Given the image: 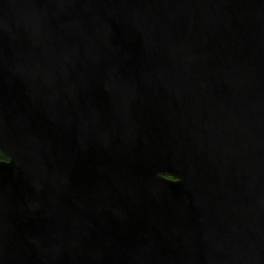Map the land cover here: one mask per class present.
<instances>
[{
  "label": "water",
  "instance_id": "water-1",
  "mask_svg": "<svg viewBox=\"0 0 264 264\" xmlns=\"http://www.w3.org/2000/svg\"><path fill=\"white\" fill-rule=\"evenodd\" d=\"M0 264H264V0H0Z\"/></svg>",
  "mask_w": 264,
  "mask_h": 264
},
{
  "label": "trees",
  "instance_id": "trees-1",
  "mask_svg": "<svg viewBox=\"0 0 264 264\" xmlns=\"http://www.w3.org/2000/svg\"><path fill=\"white\" fill-rule=\"evenodd\" d=\"M6 159V157L4 156V154L0 151V161L1 160H5Z\"/></svg>",
  "mask_w": 264,
  "mask_h": 264
}]
</instances>
